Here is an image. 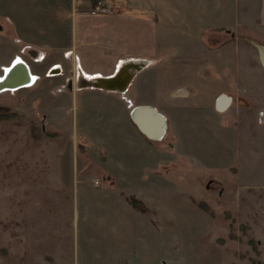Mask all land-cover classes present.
<instances>
[{"label": "rangeland", "instance_id": "1", "mask_svg": "<svg viewBox=\"0 0 264 264\" xmlns=\"http://www.w3.org/2000/svg\"><path fill=\"white\" fill-rule=\"evenodd\" d=\"M215 1H169L179 12H167L155 56L167 127L151 152L122 133L111 163L103 116L80 114L81 97L43 61L32 85L0 93L12 112L0 118V264H264V26L254 1L242 13ZM12 37L0 17L1 57ZM179 86L188 97H169ZM220 93L230 100L217 109ZM113 167L152 221L105 185Z\"/></svg>", "mask_w": 264, "mask_h": 264}, {"label": "crops", "instance_id": "2", "mask_svg": "<svg viewBox=\"0 0 264 264\" xmlns=\"http://www.w3.org/2000/svg\"><path fill=\"white\" fill-rule=\"evenodd\" d=\"M169 1L109 0L115 8L113 11L89 13L87 8L91 0H0V17L10 23L14 43L13 50L8 55L0 56V76L4 75L3 67L10 66L11 64H8L15 56L22 61L12 65L13 74L20 76V71L23 69L20 66L25 63L28 80L31 78L30 75H37L32 69V64L43 61V70H53V73L47 75H56L58 78L60 76L59 81L66 84L64 95L81 97L80 114L103 116L99 120L97 129L105 125L111 134L113 141L112 145L109 143L111 163L114 162L113 156L121 152L122 141L119 140L123 136L122 133L133 138L139 148L151 152L147 145L160 140L167 127L166 118L163 134L153 138L141 132L132 120L131 112L137 106L149 105L164 116L160 110L161 98L164 94L158 78L159 70L155 56L163 52L164 46L167 47V44L163 43L162 32L164 20L172 17L167 12L174 13L176 10L177 14L179 12L178 7L170 5ZM248 1L216 0L215 2H221L225 11L235 4H240L242 13ZM252 1L255 7L251 18L257 19L258 26H264V0ZM7 14H10L11 22ZM201 19L203 22V18ZM203 24L199 30L211 26L212 28L231 27L230 24L225 23ZM24 45L27 47L24 48L27 56L20 50ZM38 54L41 56L38 57ZM35 55L37 58L33 57ZM57 68L59 70L56 71ZM124 68V72L114 80L115 85L111 86L112 88L88 85L86 76L110 77ZM33 82L20 88L4 87L0 93L27 88ZM185 89V94L169 97L175 100L188 97L189 90ZM117 124L123 125L125 130L120 132L121 129ZM113 169L112 173L109 172L113 176L112 183L103 176L106 180L105 185L113 186L115 194L121 197L120 203L130 212L131 208H134L125 196L135 195V192L124 191L118 187L121 184L127 185V181L124 183L121 180H128V176L120 172L123 170L120 167ZM123 174L127 176L126 179H122ZM141 174L142 171H139L136 175ZM138 198L148 207L146 199ZM142 213H145L147 219H153V216H148L147 212Z\"/></svg>", "mask_w": 264, "mask_h": 264}, {"label": "bare ground", "instance_id": "3", "mask_svg": "<svg viewBox=\"0 0 264 264\" xmlns=\"http://www.w3.org/2000/svg\"><path fill=\"white\" fill-rule=\"evenodd\" d=\"M259 52H260L261 62L264 64V48L263 47H259ZM21 61L22 60L19 57H15L14 60L11 62V65H15L16 63L21 62ZM10 66L3 67L4 75L0 76V82L1 81L3 82V80H5V81L3 83H1L0 85H4L5 87L9 86V88H12V89L20 88L22 86H27V84H25V81L22 82L21 76H18L17 74H13L14 72H12L11 75H9V77L4 78L5 75L8 74L11 71L12 68L9 69ZM124 70H125V68L124 69H120L118 73H116L115 75H112L110 77H97V78H95V80L88 79L87 80L88 81V85L89 84L92 85V82H95V85H103V86H105L107 88H112L115 85L114 84L115 83L114 80H116L117 77L124 72ZM30 77L32 79L34 78V76H30ZM31 78H30V80H31ZM2 89H4V87ZM2 89L0 88V91ZM217 101H218V108L219 109L223 108L224 105L227 103V100H225L224 96L222 98L218 99ZM222 102H223V104H221ZM219 105H220V107H219ZM154 118L155 117H153V115L151 116V114L150 115L147 114L144 117V119L142 118V120H140L141 117H140V119L139 118H137V119L140 120V122H142V124H143L142 127L145 129V131L148 132V134L152 135L150 137L156 138L157 136H155V132H156L155 130H156L157 126L159 128L160 124H158V122H156V121H155L156 122L155 123L154 122ZM151 120H152V122H151Z\"/></svg>", "mask_w": 264, "mask_h": 264}, {"label": "water", "instance_id": "4", "mask_svg": "<svg viewBox=\"0 0 264 264\" xmlns=\"http://www.w3.org/2000/svg\"><path fill=\"white\" fill-rule=\"evenodd\" d=\"M259 47H262V46H259ZM263 64V63H262ZM264 65V64H263ZM12 67V65L9 67V69ZM21 67V69H22V71H20V76L22 77V82L23 81H25V82H27V80H28V77H29V75H28V73H27V70H26V66L22 63V65L20 66ZM14 68V67H13ZM14 70L13 69H11V71L8 73V74H6L5 75V77L4 78H7V77H9V75H11V73L13 72ZM16 72V71H15ZM18 73V72H17ZM28 75V76H27ZM5 80H3V82H4ZM2 81L0 82V84L1 83H3ZM1 87V89L3 88V87H5L4 85H0ZM97 86H100V87H104V88H107V87H105V86H103V85H97ZM153 115V117H155L154 118V122L156 121V122H158V124H160V126H159V128H158V126L156 127V132H155V136H157V137H160L162 134H163V132H164V129H165V117L161 114V113H159L158 111H156L153 107H151V106H149V105H142V106H137L136 108H134V109H132V112H131V118H132V120L136 123V125L138 126V128L141 130V132H143L144 134H146L147 136H152V135H150V134H148V132H146L145 131V129L142 127L143 126V124H142V122H140V120H142V118L144 119V117H145V115ZM140 117H141V119H140ZM137 118H139L140 120H138ZM151 122H152V120H151ZM155 122V123H156ZM158 129V130H157ZM154 136V135H153Z\"/></svg>", "mask_w": 264, "mask_h": 264}, {"label": "built area", "instance_id": "5", "mask_svg": "<svg viewBox=\"0 0 264 264\" xmlns=\"http://www.w3.org/2000/svg\"><path fill=\"white\" fill-rule=\"evenodd\" d=\"M115 8L114 6L109 2V0H94L93 3H91L89 5V7L87 8L88 12L89 13H97V12H110V11H113ZM41 56V54H38V57ZM16 57V56H15ZM34 58H37V55L33 56ZM59 70V68L56 69V71ZM53 70L51 69H47L45 72L46 74H51L53 73L52 72ZM31 76V75H30ZM88 79H93L95 80V77L94 76H86ZM35 78V76H34ZM34 78L31 80H29L28 82L31 83L33 82ZM92 85H95V82H92ZM186 93V89L185 88H176L174 89L173 91H171V95H182V94H185ZM225 97V99L227 100V103L224 105V107L228 104L229 100H230V97L228 95H225L224 93H220L216 96L215 98V105L218 108V99L222 98V97ZM223 107V108H224ZM97 180L96 179H93V183H96Z\"/></svg>", "mask_w": 264, "mask_h": 264}, {"label": "trees", "instance_id": "6", "mask_svg": "<svg viewBox=\"0 0 264 264\" xmlns=\"http://www.w3.org/2000/svg\"><path fill=\"white\" fill-rule=\"evenodd\" d=\"M94 1V0H92ZM220 28V27H218ZM221 29V28H220ZM12 115V112H0V118H7L10 117ZM126 200L128 201V203L136 210L140 211V212H147L148 211V207L145 205V203L138 197L130 194L125 196ZM197 205L203 210V211H207L210 213V209L207 206V204H204L201 201H197Z\"/></svg>", "mask_w": 264, "mask_h": 264}]
</instances>
